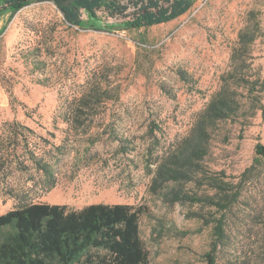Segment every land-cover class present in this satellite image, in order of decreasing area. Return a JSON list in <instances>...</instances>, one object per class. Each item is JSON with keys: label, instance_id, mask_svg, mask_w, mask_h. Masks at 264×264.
I'll return each mask as SVG.
<instances>
[{"label": "rangeland", "instance_id": "1", "mask_svg": "<svg viewBox=\"0 0 264 264\" xmlns=\"http://www.w3.org/2000/svg\"><path fill=\"white\" fill-rule=\"evenodd\" d=\"M120 1L129 5L126 16L99 11L103 24L132 18L131 0ZM245 32L246 42L250 36L254 40L247 53L241 50L238 63H231L239 34ZM37 43H46L42 47L50 46L54 53L52 58L43 56L48 69L44 75L33 73L25 59ZM179 70L190 82L179 78ZM101 71L120 86L119 101L89 120L87 134H74L59 119L63 99L80 89L88 73ZM51 72L53 77L45 76ZM223 75L241 95L242 109L215 126L201 166L241 196L226 213L225 240L212 253L213 264H264V154L258 149L257 128L261 114L250 117L258 99L264 104V0H193L190 10L170 23L109 33L67 26L48 1L22 8L0 36V161L5 159L0 215L21 202L72 210L99 203L129 205L142 211L140 237L149 264H209L213 226L204 220L222 213L185 197L215 192L194 181L153 185L152 180L154 162L189 133ZM39 79L47 86L38 84ZM255 79L258 84H253ZM114 134L123 141H116ZM30 154L52 165L54 188L47 189ZM17 161L25 165L24 172ZM175 190L182 199L175 201Z\"/></svg>", "mask_w": 264, "mask_h": 264}, {"label": "trees", "instance_id": "2", "mask_svg": "<svg viewBox=\"0 0 264 264\" xmlns=\"http://www.w3.org/2000/svg\"><path fill=\"white\" fill-rule=\"evenodd\" d=\"M67 6H56L62 14L63 22L69 27L96 32H112L125 29H146L149 27L170 23L184 14L193 6V0H131L133 6L132 18L121 24H103L98 16L102 11L109 17L123 16L128 10V4L120 0H66ZM43 0H3L4 6L11 9L9 21L24 7ZM86 14V20L82 19ZM256 28H258L256 26ZM41 37L39 30L36 32ZM239 34L238 47L231 52V63L237 64L242 49L249 50V44L254 36ZM46 43H37L29 51L25 59L29 62L32 72L41 75L48 72L43 56L52 58L54 53L48 51ZM48 53L44 55V52ZM245 64V61H244ZM233 71H231L232 74ZM179 78L188 83L186 72L179 70ZM49 77L54 76L51 72ZM222 76V85L211 95L204 108L196 114L189 133L180 141L172 144L161 160H156L153 185L157 183L196 182L197 187L214 191L205 194L185 197L192 204L212 207L222 215L215 219H205L204 224H212L211 249L206 253L209 264H213L218 245L225 240V216L235 202H238L241 191L232 192L227 189L229 183L209 175L201 162L207 155V146L215 126L231 118L237 117L242 109L241 95L232 88ZM258 84L259 79H255ZM37 83L47 86L45 81ZM246 83H249L247 80ZM264 92V79L261 84ZM8 96L14 99L11 88L5 87ZM249 92V90H248ZM120 86L113 85L108 73L104 71L88 73L80 89L70 97H65L61 104L60 120L73 130L74 134H87L91 128L89 120L106 114L107 105L119 101ZM253 100V99H251ZM253 102V101H252ZM252 104V103H251ZM250 117L257 111L264 116V104L259 99L252 107ZM89 123H88V122ZM18 124H13L12 140L18 137ZM241 127H244V122ZM118 142L123 139L114 134ZM15 142V140H14ZM259 143V135H258ZM60 149V146L57 147ZM19 158V157H18ZM36 172L43 174L47 189L54 188V169L42 157L29 155ZM0 161V172L4 167V158ZM17 160V159H16ZM21 171L26 167L22 161H17ZM3 170V169H2ZM199 178L195 181V176ZM232 192V193H230ZM175 201L181 198L179 190L173 191ZM221 194L219 199L215 196ZM141 209L124 204H91L79 210H72L65 205L47 203L21 202L6 213L0 215V264H149L148 253L140 237L139 217Z\"/></svg>", "mask_w": 264, "mask_h": 264}, {"label": "crops", "instance_id": "3", "mask_svg": "<svg viewBox=\"0 0 264 264\" xmlns=\"http://www.w3.org/2000/svg\"><path fill=\"white\" fill-rule=\"evenodd\" d=\"M11 9L4 6L3 0H0V36L6 31L9 26V23L13 20L14 16L10 21ZM258 135H259V144L264 147V116L261 117L258 123Z\"/></svg>", "mask_w": 264, "mask_h": 264}, {"label": "water", "instance_id": "4", "mask_svg": "<svg viewBox=\"0 0 264 264\" xmlns=\"http://www.w3.org/2000/svg\"><path fill=\"white\" fill-rule=\"evenodd\" d=\"M29 1H37V0H29ZM51 2L55 6H67L70 4V1L66 0H43ZM258 149L264 154V147H262L260 144H258Z\"/></svg>", "mask_w": 264, "mask_h": 264}]
</instances>
